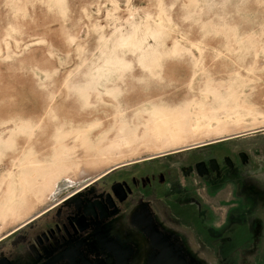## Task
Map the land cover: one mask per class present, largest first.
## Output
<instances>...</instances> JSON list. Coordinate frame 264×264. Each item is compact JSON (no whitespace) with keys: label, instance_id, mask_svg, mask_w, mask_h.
Segmentation results:
<instances>
[{"label":"rangeland","instance_id":"obj_1","mask_svg":"<svg viewBox=\"0 0 264 264\" xmlns=\"http://www.w3.org/2000/svg\"><path fill=\"white\" fill-rule=\"evenodd\" d=\"M262 3L0 0V238L47 209L58 182L235 135L189 176L200 194L264 192Z\"/></svg>","mask_w":264,"mask_h":264},{"label":"crops","instance_id":"obj_2","mask_svg":"<svg viewBox=\"0 0 264 264\" xmlns=\"http://www.w3.org/2000/svg\"><path fill=\"white\" fill-rule=\"evenodd\" d=\"M235 136L203 142L205 144H200L202 146L192 145L181 150H171L159 157L152 156L151 160L117 165L102 173L98 180L83 189L85 184L77 185L73 180H70L69 184L58 182L54 188L58 196L50 205L53 207H47L49 209L45 213L23 226L24 228H17L7 234L0 242V260H4L1 257L3 258L9 249L31 242L42 231L69 218L68 202L74 197L86 200L90 206L96 204L103 195L110 193L113 199L118 200L120 210L111 223L96 232L97 240L94 246L112 253L116 264H146V261L150 260L151 252L146 246L134 248L131 260L123 256L127 252V244L115 246L130 219L148 222L151 235L157 241L164 240L159 243L158 253L151 256L154 264H164L162 256L165 252L169 257H181L180 262L184 264H188L190 260L196 264H205L208 249L211 250L215 264H264V237H260V241L254 239L256 234H264V192L261 190L256 193L252 187L249 193H245L233 186L232 198L226 201L221 198L217 202L219 207L229 209L227 218L221 222L220 213L213 211L200 194L205 181L200 177L189 176L191 171L196 174L198 162L204 156V161L212 157L210 150L217 147L216 145L239 138ZM224 158L218 157L220 164ZM161 159L171 162L164 164ZM174 159L176 161H173ZM162 167L160 184L153 183L142 190L141 185L153 176L154 180H158L157 174L162 171L159 170ZM224 184L226 183H222ZM249 196L259 197V201L255 198L253 203ZM108 199L111 206L113 202L109 197ZM156 200L163 201L162 213L152 208L149 203ZM190 233L195 234L196 240L188 239Z\"/></svg>","mask_w":264,"mask_h":264},{"label":"flooded vegetation","instance_id":"obj_3","mask_svg":"<svg viewBox=\"0 0 264 264\" xmlns=\"http://www.w3.org/2000/svg\"><path fill=\"white\" fill-rule=\"evenodd\" d=\"M108 197L113 202L111 206ZM95 203L88 206L87 213L70 216L42 231L31 242L9 249L1 257L4 260H0V264H116L112 253L94 244L97 240L96 232L111 223L118 214V200L113 199L109 193ZM163 241L158 240L159 243ZM165 253L162 256L164 264H170L171 261L173 264L182 263L181 257H168ZM123 256L131 260L134 250H127ZM151 256L152 252L149 256L152 261Z\"/></svg>","mask_w":264,"mask_h":264},{"label":"snow or ice","instance_id":"obj_4","mask_svg":"<svg viewBox=\"0 0 264 264\" xmlns=\"http://www.w3.org/2000/svg\"><path fill=\"white\" fill-rule=\"evenodd\" d=\"M261 8H264L262 3ZM68 214L75 217L77 214H85L88 211V203L86 200L73 198L68 202ZM83 241H81L82 243ZM122 244H127V250L131 252L134 248L139 249L146 246L149 252L156 255L159 251V242L151 235L149 225L146 221L141 219H130L126 230L119 235L116 247H121ZM146 264H153V261H146Z\"/></svg>","mask_w":264,"mask_h":264},{"label":"clouds","instance_id":"obj_5","mask_svg":"<svg viewBox=\"0 0 264 264\" xmlns=\"http://www.w3.org/2000/svg\"><path fill=\"white\" fill-rule=\"evenodd\" d=\"M242 171L245 174H248L247 169H244ZM232 195L233 186L230 183H226L216 191L215 195H209L208 190L205 189L202 193V198L213 208V211H218L220 213V220L221 222H223L227 218L229 209L226 207H219L217 202L221 198L225 200L230 199ZM217 226H219V224Z\"/></svg>","mask_w":264,"mask_h":264},{"label":"bare ground","instance_id":"obj_6","mask_svg":"<svg viewBox=\"0 0 264 264\" xmlns=\"http://www.w3.org/2000/svg\"><path fill=\"white\" fill-rule=\"evenodd\" d=\"M203 145V144H202ZM202 145H198V146H202ZM194 148H196V147H194ZM163 155H165V154H163ZM150 157H148L146 160H151V159H153V158H155V156H153V158H150ZM135 164V163H134ZM118 167H120V166H118ZM117 168V167H116ZM105 173V172H104ZM103 174H101L100 176H98V177H96L95 179H93L92 181H90V182H88L87 184H85L84 186H82V189L83 188H86V187H88V186H90L94 181H96V180H98L101 176H102ZM80 190V189H79ZM74 192H76V191H74ZM73 192V193H74ZM68 196V195H67ZM69 199V198H68ZM58 202H60V201H58ZM56 205V204H55ZM50 207H53V206H50ZM49 207V208H50ZM49 208H47V209H49ZM47 209H45V210H43L42 212H40V213H38L37 215H35L34 217H32V218H30L27 222H25V223H23L22 225H20L19 227H18V229H21V228H24L23 226H25L26 224H28V223H31L33 220H35L36 219V217H38L39 215H41V214H43V213H45L46 212V210ZM17 229V228H16ZM15 230V229H14ZM14 230H12V231H14ZM11 233V232H10ZM7 236V235H6ZM6 236H4L3 238H5ZM3 238H0V241L3 239ZM169 257V256H168Z\"/></svg>","mask_w":264,"mask_h":264}]
</instances>
